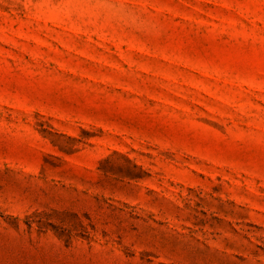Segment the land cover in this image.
Here are the masks:
<instances>
[{
    "label": "rangeland",
    "instance_id": "rangeland-1",
    "mask_svg": "<svg viewBox=\"0 0 264 264\" xmlns=\"http://www.w3.org/2000/svg\"><path fill=\"white\" fill-rule=\"evenodd\" d=\"M0 264H264V0H0Z\"/></svg>",
    "mask_w": 264,
    "mask_h": 264
}]
</instances>
